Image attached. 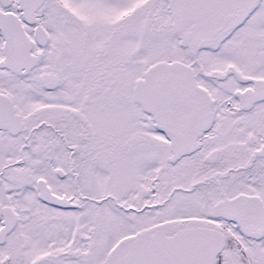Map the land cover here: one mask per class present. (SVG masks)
<instances>
[{
    "label": "snow or ice",
    "instance_id": "6c2138e0",
    "mask_svg": "<svg viewBox=\"0 0 264 264\" xmlns=\"http://www.w3.org/2000/svg\"><path fill=\"white\" fill-rule=\"evenodd\" d=\"M0 264H264V0H0Z\"/></svg>",
    "mask_w": 264,
    "mask_h": 264
}]
</instances>
